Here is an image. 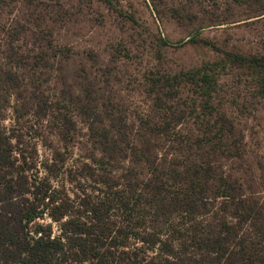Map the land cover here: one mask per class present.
<instances>
[{"label": "trees", "instance_id": "16d2710c", "mask_svg": "<svg viewBox=\"0 0 264 264\" xmlns=\"http://www.w3.org/2000/svg\"><path fill=\"white\" fill-rule=\"evenodd\" d=\"M221 53L218 63L145 78L168 126L193 125L184 134L192 158L161 150L149 134L98 127L89 113L88 134H58L62 148L41 167L2 126L6 88L0 264H264V201L228 165L244 161V137L223 110L215 70L230 63L251 70L264 92V55ZM15 80L12 70H0V88ZM75 150L80 155L68 167Z\"/></svg>", "mask_w": 264, "mask_h": 264}, {"label": "rangeland", "instance_id": "374dc122", "mask_svg": "<svg viewBox=\"0 0 264 264\" xmlns=\"http://www.w3.org/2000/svg\"><path fill=\"white\" fill-rule=\"evenodd\" d=\"M223 51L264 55V0H0V70L16 77L0 88L9 90L1 123L41 167L62 148L58 134H88L89 113L98 127L149 134L161 150L192 158L184 134L193 125L168 126L145 78L218 63ZM215 70L223 110L244 137V161L228 165L264 201V92L251 70Z\"/></svg>", "mask_w": 264, "mask_h": 264}]
</instances>
